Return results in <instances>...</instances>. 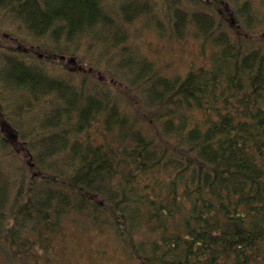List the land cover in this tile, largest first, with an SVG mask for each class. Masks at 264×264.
I'll return each instance as SVG.
<instances>
[{
  "label": "trees",
  "instance_id": "1",
  "mask_svg": "<svg viewBox=\"0 0 264 264\" xmlns=\"http://www.w3.org/2000/svg\"><path fill=\"white\" fill-rule=\"evenodd\" d=\"M71 229L264 264V0H0V256L53 264Z\"/></svg>",
  "mask_w": 264,
  "mask_h": 264
},
{
  "label": "rangeland",
  "instance_id": "2",
  "mask_svg": "<svg viewBox=\"0 0 264 264\" xmlns=\"http://www.w3.org/2000/svg\"><path fill=\"white\" fill-rule=\"evenodd\" d=\"M154 38L150 48L156 46ZM159 41V40H158ZM184 44V45H183ZM169 51L173 55L175 62L179 66H186L192 60L200 62L202 60L195 51L190 39L178 40L172 42L171 40L166 44ZM159 52L161 50L157 49ZM168 63V62H167ZM61 246L60 253L53 264H128L126 259L115 253H102L99 251L98 242L95 243L78 232L77 229H71L68 235L64 238ZM4 257L0 256V264H12L11 262L5 263Z\"/></svg>",
  "mask_w": 264,
  "mask_h": 264
}]
</instances>
